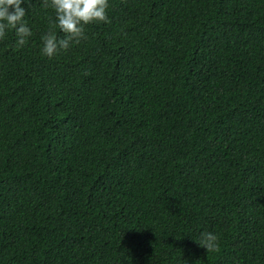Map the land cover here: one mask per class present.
Instances as JSON below:
<instances>
[{
	"label": "trees",
	"instance_id": "1",
	"mask_svg": "<svg viewBox=\"0 0 264 264\" xmlns=\"http://www.w3.org/2000/svg\"><path fill=\"white\" fill-rule=\"evenodd\" d=\"M0 39V264H264V0H108ZM218 235L205 250L199 234Z\"/></svg>",
	"mask_w": 264,
	"mask_h": 264
},
{
	"label": "clouds",
	"instance_id": "2",
	"mask_svg": "<svg viewBox=\"0 0 264 264\" xmlns=\"http://www.w3.org/2000/svg\"><path fill=\"white\" fill-rule=\"evenodd\" d=\"M25 3L26 0H0V39L5 37L8 29H14L17 47L23 46L32 35L31 28L24 20ZM45 6L54 10L53 23L66 34L57 37L52 32H46L41 36L40 52L49 58L61 49H68L70 41L77 42L84 35V25L94 21L107 22L108 0H45ZM198 244L205 250H216L218 235L211 231H202Z\"/></svg>",
	"mask_w": 264,
	"mask_h": 264
}]
</instances>
